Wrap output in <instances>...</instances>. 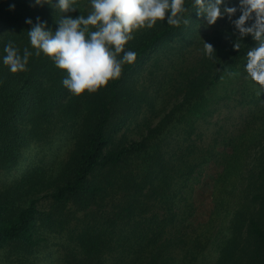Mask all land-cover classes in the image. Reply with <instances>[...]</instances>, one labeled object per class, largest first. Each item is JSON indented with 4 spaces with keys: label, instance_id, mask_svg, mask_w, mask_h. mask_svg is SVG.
<instances>
[{
    "label": "trees",
    "instance_id": "16d2710c",
    "mask_svg": "<svg viewBox=\"0 0 264 264\" xmlns=\"http://www.w3.org/2000/svg\"><path fill=\"white\" fill-rule=\"evenodd\" d=\"M77 4L87 15L88 0ZM188 7L187 24L158 20L135 30L125 45L137 53L135 61L95 92L73 95L62 84L66 70L44 54L32 55L22 72L0 62V171L21 170L0 191V264H207L197 258L207 254L214 216L200 231L190 181L208 163L225 174L229 150L238 154L246 141L244 133L233 134L222 150L204 151L199 124L234 101L249 107L247 126L264 135V92L258 95L261 88L243 67L255 46L251 36L237 50L227 18L207 25ZM78 13L34 0H0V56L9 40L21 52L25 46L35 51L26 18L35 23L39 17L54 30L61 16ZM201 25L211 31L197 44L200 54L189 59ZM205 41L214 47L211 56L204 54ZM149 60L154 94L139 84ZM161 91L177 100L155 124L146 119L140 139L120 137L143 108L159 117ZM253 173L245 189L250 199L232 212L231 234L210 263L264 264V164ZM234 195L217 206L233 209Z\"/></svg>",
    "mask_w": 264,
    "mask_h": 264
},
{
    "label": "clouds",
    "instance_id": "9594fccd",
    "mask_svg": "<svg viewBox=\"0 0 264 264\" xmlns=\"http://www.w3.org/2000/svg\"><path fill=\"white\" fill-rule=\"evenodd\" d=\"M45 3L61 13L77 9L79 13L61 16L54 30L39 17L35 23L26 18V23L32 24L28 38L35 51L25 46L21 52L12 40L5 43L0 62L10 72L27 71L29 58L44 54L56 67L66 70L62 84L73 95L86 90L95 92L110 79L118 78L124 64L135 61L137 53L125 49L135 30L152 28L158 20L170 26L187 24L191 3L207 25L214 24L218 18H227L234 26L233 48L238 50L243 38L251 36L255 46L247 49L243 67L246 78L261 88L258 95L264 92V0H236L235 3L230 0H88L87 15L80 14L77 0H34L35 5ZM203 50L211 56L214 47L205 41ZM236 74L228 71L229 76Z\"/></svg>",
    "mask_w": 264,
    "mask_h": 264
},
{
    "label": "rangeland",
    "instance_id": "374dc122",
    "mask_svg": "<svg viewBox=\"0 0 264 264\" xmlns=\"http://www.w3.org/2000/svg\"><path fill=\"white\" fill-rule=\"evenodd\" d=\"M211 28L201 25L198 31V39L195 45L188 47L189 59H194L200 54V47L197 44L199 40L203 38V35L210 32ZM152 60H149L145 65L141 75L139 84L144 82L148 85L149 91L154 94V90L157 88V84L152 82V78L148 72V67H151ZM172 71V68H171ZM159 73L158 76H160ZM155 78V76H154ZM157 80L159 77H156ZM160 102L157 104L159 111V117L155 118L151 116V113L147 109L139 114L136 120L128 122L126 126L119 132V136H125L128 140L140 139L146 129V119L150 117V120L155 124L164 114V111L172 106L177 100L174 98L173 93L168 94L165 91L160 93ZM164 100V103H163ZM247 106L238 105L234 101H230L228 106L222 105L214 114L206 121L199 124V129L202 131L203 137L198 142L201 148L205 151L211 149L212 151H220L225 146V140L233 134H243L241 140L246 141V147L244 149L239 148L238 154L232 150H229L230 157L228 159L229 165L225 174L218 173L221 167L218 163H208L204 165L203 171L195 173L194 179L190 181V190L193 189L191 201L198 207V223L199 229L205 230L209 225L211 216H214L213 221L215 227L210 237L211 241L209 248L206 250L204 256L200 254L197 261L202 258L207 264L210 263L213 258L219 254L222 242L226 236L230 235V231L227 229L230 222L231 214L234 210L241 208L247 200L248 191H245L249 183L248 179L253 172L257 171L260 165L264 164V135L257 128L256 125H248L245 122V116L248 113ZM261 139V142L260 140ZM21 173V170H12L10 172L0 171V191L9 186L14 179ZM214 185V186H213ZM214 187L218 190L214 191ZM234 192L232 199L233 209L227 208L226 205L222 207L217 206V203L222 197L227 198L228 194ZM189 193V192H188ZM254 193L252 188L251 195ZM223 195V196H222ZM216 210V211H214ZM248 222H246V225ZM245 229V228H244ZM246 232V230H244ZM62 250L60 254H62ZM4 252H0V263L3 262L2 256ZM59 256V255H58Z\"/></svg>",
    "mask_w": 264,
    "mask_h": 264
}]
</instances>
